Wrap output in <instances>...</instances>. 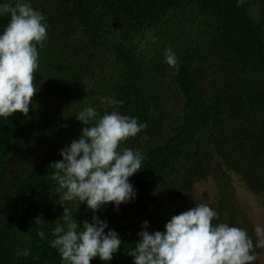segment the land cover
Segmentation results:
<instances>
[{
    "label": "trees",
    "instance_id": "1",
    "mask_svg": "<svg viewBox=\"0 0 264 264\" xmlns=\"http://www.w3.org/2000/svg\"><path fill=\"white\" fill-rule=\"evenodd\" d=\"M26 2L45 18L47 39L37 45L28 116L0 117V264H66L51 247L55 227L66 229L64 216L82 226L93 215L123 243L112 260L90 264H133L127 254L141 225L163 232L194 185L217 173L264 209V0ZM9 20L0 14V35ZM169 48L175 67L165 62ZM86 107L147 124L120 146L144 157L129 178L135 198L96 213L78 200L62 206L51 179L60 151L81 136L76 115Z\"/></svg>",
    "mask_w": 264,
    "mask_h": 264
},
{
    "label": "clouds",
    "instance_id": "2",
    "mask_svg": "<svg viewBox=\"0 0 264 264\" xmlns=\"http://www.w3.org/2000/svg\"><path fill=\"white\" fill-rule=\"evenodd\" d=\"M244 0H237L238 6ZM0 14H9L10 20L0 35V117L10 118L15 113L28 116L30 105L37 94L35 81L39 67L37 45L41 48L47 39L44 17L26 0H15L0 5ZM165 62L170 67L178 63L169 48ZM108 106L122 102L101 98ZM84 126L81 136L60 151L61 160L51 167L55 170L51 179L58 184L59 203L78 200L86 203L93 213L103 206L127 204L135 198L129 178L139 172L144 157L130 148L120 146L135 137L147 124L136 118L121 115L117 111L98 118L94 107H86L76 115ZM66 229L57 225L52 233L51 247L57 249L66 264H90L99 257L103 262L113 259L123 243L106 221L93 215L92 223L78 226L72 216L63 217ZM218 213L206 203L171 217L164 231L148 232L145 221L138 233L135 248L128 252L133 264H255L256 249L264 247V228L257 226V241L247 230L227 223H218ZM42 218L35 219L43 225ZM41 239L44 232L37 233ZM25 249L17 255L27 256Z\"/></svg>",
    "mask_w": 264,
    "mask_h": 264
},
{
    "label": "rangeland",
    "instance_id": "3",
    "mask_svg": "<svg viewBox=\"0 0 264 264\" xmlns=\"http://www.w3.org/2000/svg\"><path fill=\"white\" fill-rule=\"evenodd\" d=\"M199 203L208 204L218 213V223L247 230L254 242L259 239L255 228H264L261 199L249 192L237 179L217 173L196 183L191 194L181 202L180 212H185ZM256 252L255 264H264V247L257 248Z\"/></svg>",
    "mask_w": 264,
    "mask_h": 264
}]
</instances>
